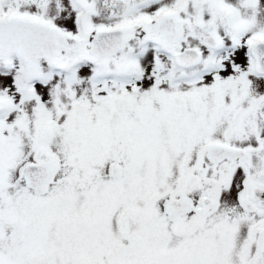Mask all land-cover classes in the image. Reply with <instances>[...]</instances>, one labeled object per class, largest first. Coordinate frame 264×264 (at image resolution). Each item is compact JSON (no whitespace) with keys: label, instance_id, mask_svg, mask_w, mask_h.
I'll list each match as a JSON object with an SVG mask.
<instances>
[{"label":"snow or ice","instance_id":"1","mask_svg":"<svg viewBox=\"0 0 264 264\" xmlns=\"http://www.w3.org/2000/svg\"><path fill=\"white\" fill-rule=\"evenodd\" d=\"M0 264H264V0H0Z\"/></svg>","mask_w":264,"mask_h":264}]
</instances>
